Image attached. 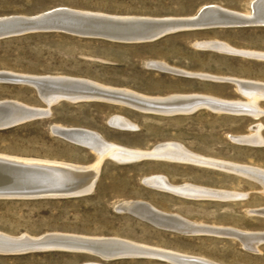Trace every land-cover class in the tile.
<instances>
[{
	"label": "rangeland",
	"instance_id": "374dc122",
	"mask_svg": "<svg viewBox=\"0 0 264 264\" xmlns=\"http://www.w3.org/2000/svg\"><path fill=\"white\" fill-rule=\"evenodd\" d=\"M253 1L0 0V18H30L51 10L71 9L89 17L142 19L155 24L192 19L206 7L244 15L252 10ZM214 41L228 44L233 52L196 47V44ZM254 53L264 54V26L191 29L154 42L135 44L85 39L59 32L0 40V73L70 77L146 97L189 96L200 104L187 112L172 113L143 111L104 102H63L52 107L48 118L1 130L0 155L68 166H95L99 157L91 149L53 133L57 127L79 128L91 130L105 141L132 153L153 156L158 147L178 145L185 147L184 150L196 159H211L209 162L264 171V143L236 141L256 134L252 129L255 126L260 127V136L264 141V115L255 119L227 111L229 105H247L249 101L236 90V81H256L264 85V60L248 56ZM151 62L164 63L191 75L148 68L147 64ZM211 101L219 104H210ZM262 101L259 105L264 112ZM1 102H17L48 110L36 91L24 85L0 83ZM222 104L227 105L220 107ZM115 116L124 118L132 127H114L111 120ZM120 154L104 159L90 193L47 198H0V233L11 237L29 235L38 238L60 234L118 239L217 264H264V243L259 245L261 253L254 254L231 238L184 234L183 231L152 222L154 226L139 216L134 217L117 209L125 202H141L158 214L172 217V221L179 218L204 227L264 234V217L260 215L264 211V188L253 179L254 175L202 166L191 161L165 159V162L152 157L142 161H119L127 159ZM156 176L164 177L174 187L194 185L248 197L241 201L188 198L153 189L145 183ZM87 263L170 264L148 257L106 261L84 252L43 250L23 255L0 253V264Z\"/></svg>",
	"mask_w": 264,
	"mask_h": 264
},
{
	"label": "bare ground",
	"instance_id": "6f19581e",
	"mask_svg": "<svg viewBox=\"0 0 264 264\" xmlns=\"http://www.w3.org/2000/svg\"><path fill=\"white\" fill-rule=\"evenodd\" d=\"M251 7L252 10L250 11V13L244 15L227 13L215 7H206V8H202L199 14L197 16H194V18L192 19H185L179 21L173 20L168 23L161 22L160 24L175 25L176 29L188 28L189 30H191L192 28L205 30L208 28H217V27L221 28L226 26H235V27L264 26V0H254L251 4ZM62 10L64 11H61V13L55 15L56 17H53L54 18L53 20H55L56 22L65 21L68 17L67 14L72 13L65 11L68 9H62ZM75 14L78 15V16L74 15L76 19H69L70 21L73 22L75 20L76 23H83L87 25H99L101 26V28L106 30L120 29L123 31V33L127 35L125 39H131V37L134 35L139 36L149 32H153L154 29L152 28L158 27L156 26V24L158 23L154 24L152 21H146L142 19H132V18L108 19L101 17L100 18L89 17L76 12ZM210 25H219V26L209 27ZM225 44H222L218 41H214V42L199 43L196 44V47L199 49H212L218 52H233L227 46L228 44L227 45ZM237 53L239 54V51ZM248 56L264 60L263 53L262 54L254 53ZM147 67L165 72H179V69H177L178 71L174 70L170 66H167L164 63L151 62L147 64ZM179 73H181L182 75H191L190 73H187L185 71L184 72L180 71ZM6 74L11 75L10 72ZM65 79H71V78L69 77ZM71 80H75V79H71ZM77 81L88 85L91 88L90 93H94L103 99L115 101L121 104L122 106L126 105V106H130L131 108H137L143 111L157 110L160 112L179 113V112H187L189 109H193L200 106V104H197L198 100H194L189 96H171L166 98L146 97L125 89H114V87L108 88L106 86H101L100 84L98 85V83L97 84L92 83V81L90 82L80 81V80ZM236 84H237L236 90L241 94H243L244 96H246L249 99V101L247 102V105H237V104L232 106L229 105V109L227 111L236 114L249 115L255 119H258L261 116H263L264 112L261 110L262 106L261 104L259 105V103L262 100L264 101V85L261 84V82L258 83L256 81L255 82L236 81ZM209 103L213 105L219 104L213 101ZM226 105L227 104H222L220 107L222 106L225 107ZM191 111L192 110H190L189 112ZM111 124L114 127L121 129H128L132 127L124 118L120 116H115L111 120ZM252 129L256 131V134H252L250 137L247 138L236 139V141L245 144L246 143L263 144L264 141L260 136V127L255 126V128ZM90 131L79 128L64 129L57 127L54 129V132L58 136L66 138L69 141L73 142L74 144L79 143L85 147H88L94 153H96L97 156L99 157V161L95 166H91V167L68 166L60 163L39 161L40 159L30 160V159L0 155V198H14L15 196L17 198H45V197L47 198V197H61L67 195H79V194L90 193L93 191L96 181L98 180V176L100 174L99 172L100 166L102 162L105 161L104 159L110 155H116L117 153L118 154L121 153L120 155L122 158L124 157L127 158L119 161H128V160L137 161L144 159L146 157L147 158L152 157L156 159H161V160L166 159L170 161H184V162L191 161L193 163H197L202 166L229 170V171L238 172L239 170L242 172V174L246 173L245 175H248L247 173L250 172L252 175H254L253 179L257 183L261 184L264 188V171L257 170V168L252 169L241 166L236 167L232 165H224L215 161L209 162L211 159H209V161L196 159L193 156L189 155L186 150H184L185 147L182 148L181 146L178 145H166V146L158 147L156 154L153 156L132 153L129 151H125L121 148H118L117 146H115L116 144L114 145L111 142L109 143L105 141L104 138L102 139L101 135H98ZM145 183L150 187H152L153 189L156 188L159 190H165L177 195H182L188 198H195V199L206 198V200L212 199V200H220V201L222 200L241 201L247 199L248 197V195H242L235 192L232 193V192H223V191H213L206 188L197 187L194 185L185 184L183 186L174 187L171 184H169V182H167V180L164 177L161 176L149 178L145 181ZM14 193H32V194L17 195ZM117 209L120 212H129L135 216H139L143 219H147L153 223L161 224L163 226L166 225L169 228L175 229L177 231H183L184 234L195 235V236L205 234V235H212L214 237L217 236L222 238L223 237L231 238L239 241L243 245L245 250L254 254L261 253L259 249V245L260 243L261 244L264 243V234H251L250 232L249 233L244 231L242 232L241 230L238 231V230L223 229L218 227H209V226L204 227L201 226L200 224L194 225L188 223L183 219H179V218L175 219V221H172L174 220L172 217L171 219L169 217L163 216V214H158L154 210H152L149 206L141 204V202H134V201L125 202L118 205ZM260 215L264 217V211L260 212ZM60 246L71 247V248L77 247L82 249L81 252L88 253L94 256L97 255H101L103 257L113 256L117 258L118 257H138V258L148 257L150 259H157L159 261H164L170 264H217L203 258L185 256L177 253H170V252L162 251L161 249L160 250L152 249L118 239L80 238V237H73V236L60 235V234H49L38 238H33L29 235H22L20 237H16V236L11 237L5 235L4 233L3 234L0 233V253L2 254L17 253L19 251H20L19 253H24V252L26 253V251L30 249H38L39 251H43L46 249H50L51 247L55 248Z\"/></svg>",
	"mask_w": 264,
	"mask_h": 264
},
{
	"label": "water",
	"instance_id": "95a60500",
	"mask_svg": "<svg viewBox=\"0 0 264 264\" xmlns=\"http://www.w3.org/2000/svg\"><path fill=\"white\" fill-rule=\"evenodd\" d=\"M64 11L62 9L51 10L34 17H22L14 16L9 18H0V40L9 38L25 36L35 33H50L59 32L85 39H99L115 43L135 44V43H149L157 41L165 36L175 34L183 31H190L188 28H175V25L169 24H156L158 26L153 32L146 33L144 35L132 36L131 39H125L127 36L120 29L106 30L99 25H87L83 23H76L69 19H76L74 15L76 11L65 10L72 12L67 14V21H55L53 17H56L58 13ZM78 16V15H76ZM121 23V22H120ZM123 23V22H122ZM219 26V25H210ZM194 29V28H192ZM123 33V34H122ZM122 34V35H120ZM124 37V38H123ZM0 83L13 84V85H25L34 89L41 100L48 107V110L35 109L24 104L17 102H1L0 103V131L10 129L28 122L48 118L51 115L52 107L63 103L69 102L73 104L87 103V102H104L113 105H119L115 101L103 99L94 93H90L91 88L77 80L65 79L61 77H39V76H20V75H8L6 73H0ZM53 130L51 129V132ZM54 133V131H53ZM66 139V138H64ZM68 140V139H66ZM79 144V143H77ZM80 146H83L79 144ZM17 195H30L32 193H14ZM14 198H17L16 196ZM134 216V215H132ZM135 217V216H134ZM138 218V217H136ZM142 220V219H140ZM143 221L154 225L147 219ZM156 226V225H154ZM38 249H30L26 253H3L4 255H23L30 253L40 252ZM50 251H65V252H81L82 249L77 247H51L44 250V252ZM103 260H117L126 259L131 257H103L97 255Z\"/></svg>",
	"mask_w": 264,
	"mask_h": 264
}]
</instances>
